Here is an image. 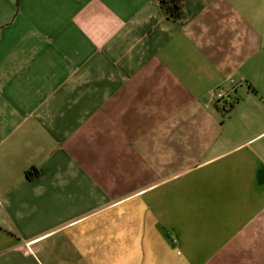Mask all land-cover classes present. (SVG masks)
<instances>
[{"label": "crops", "instance_id": "obj_1", "mask_svg": "<svg viewBox=\"0 0 264 264\" xmlns=\"http://www.w3.org/2000/svg\"><path fill=\"white\" fill-rule=\"evenodd\" d=\"M0 264H264V0H0Z\"/></svg>", "mask_w": 264, "mask_h": 264}, {"label": "trees", "instance_id": "obj_2", "mask_svg": "<svg viewBox=\"0 0 264 264\" xmlns=\"http://www.w3.org/2000/svg\"><path fill=\"white\" fill-rule=\"evenodd\" d=\"M164 15L172 20H179L183 17L185 0H159Z\"/></svg>", "mask_w": 264, "mask_h": 264}, {"label": "built area", "instance_id": "obj_3", "mask_svg": "<svg viewBox=\"0 0 264 264\" xmlns=\"http://www.w3.org/2000/svg\"><path fill=\"white\" fill-rule=\"evenodd\" d=\"M235 83L231 81L230 84H220L214 91L215 102L218 105H228L233 101L232 91Z\"/></svg>", "mask_w": 264, "mask_h": 264}]
</instances>
